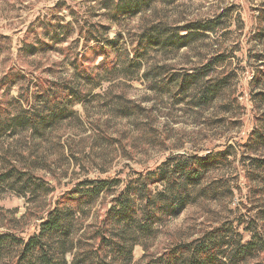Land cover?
<instances>
[{"label": "rangeland", "instance_id": "obj_1", "mask_svg": "<svg viewBox=\"0 0 264 264\" xmlns=\"http://www.w3.org/2000/svg\"><path fill=\"white\" fill-rule=\"evenodd\" d=\"M135 1L0 0L1 119L5 107L15 113L20 95L31 98L40 86L55 89L54 82H72L85 68L100 78L86 99L72 102L77 117L44 134L0 129V170L17 165L48 188L33 196L0 185V236L27 242L56 207L70 209L62 249L68 264H85L87 251H101L99 231L121 188L146 171H172L182 158L223 156L180 214L156 223L150 237L130 238L137 241L130 264L163 256L215 227L226 229L230 247L262 229V178L253 175L252 163L264 159V144L256 148L250 137L264 124V0H150L127 15L124 7L133 10ZM210 20L214 29L197 33L188 46L160 44L172 32L187 34V24ZM92 25L107 27L106 38L117 46L102 51L105 41H87ZM149 38L160 42L144 52L141 68L125 69ZM184 74L199 76L182 94ZM87 179L120 183L85 206L76 190ZM49 244L56 257L60 241ZM17 251H0V264H16Z\"/></svg>", "mask_w": 264, "mask_h": 264}, {"label": "trees", "instance_id": "obj_2", "mask_svg": "<svg viewBox=\"0 0 264 264\" xmlns=\"http://www.w3.org/2000/svg\"><path fill=\"white\" fill-rule=\"evenodd\" d=\"M149 2L150 0H137L133 4V10L131 5L124 7L123 10L127 15H134ZM215 25L212 20L206 23H191L184 27L188 31L185 35L172 32L161 42L150 38L145 39L135 50V59H130L129 54L127 55L128 63L124 68L140 69L142 64L139 59L154 44L160 42L169 50H179L188 46L197 33L213 30ZM91 28L85 35L87 41L95 40L102 43L105 41L102 47L98 46L102 51L111 50L117 46V39L106 38L104 29L107 27L92 25ZM74 65L77 71L80 65L75 63ZM198 76L197 74L182 75L178 79L180 92L182 94L187 92L193 84L197 83ZM7 80L8 77L4 79L5 83ZM99 84L100 78L85 68L75 73L72 82H54L55 89H49L50 91L40 86L31 98L28 94L20 95L23 104L18 101L19 107L15 113L8 111L7 107L3 109L6 114H3L5 118H0V129L6 128L15 133L31 130L40 136L62 120L77 117L71 107L72 102L86 99L91 90ZM251 136V142L253 141L256 148L264 144V124ZM222 158V155L182 158L175 163L172 171L165 167L146 171L121 188L115 196L117 205L107 212L106 226L99 231L102 249L99 251V247L96 253L87 251L85 264H130L133 248L137 243L136 240L130 241V238L134 234L150 237L155 232L156 223L161 222L164 217L180 214L189 203L194 189L199 187L205 178L208 168L217 165ZM0 159H2L1 155ZM252 166L254 167L253 175L258 174L257 176L262 178L260 187L264 193V159L254 157ZM119 183L120 181L115 179H87L83 184L85 187L76 190L78 198L75 199L85 203V206L92 204L102 192L106 189L111 190ZM157 183L162 184L164 188L154 191L153 185ZM0 185H6L21 193L28 191L33 196L37 195L40 189L48 190L46 185L37 183L29 172L23 171L14 164L1 168ZM72 196L71 198L74 199V195ZM71 215L70 209L56 207L48 221L42 223L40 233L31 236L27 242L11 235L0 236V251H6L11 246L17 248L16 264H68L65 250L62 249L70 230ZM258 217L262 229L256 230L249 241L241 242L240 239L230 247L231 242L227 239L226 229L215 227L201 239L180 242L163 256L150 259L144 264H264V207L260 209ZM56 238L60 241V246L55 257L49 243Z\"/></svg>", "mask_w": 264, "mask_h": 264}]
</instances>
